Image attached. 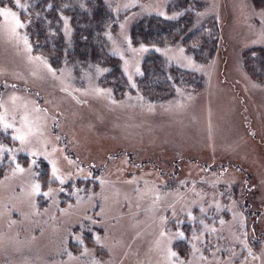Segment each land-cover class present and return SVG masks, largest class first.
<instances>
[{
	"label": "rangeland",
	"instance_id": "rangeland-1",
	"mask_svg": "<svg viewBox=\"0 0 264 264\" xmlns=\"http://www.w3.org/2000/svg\"><path fill=\"white\" fill-rule=\"evenodd\" d=\"M104 4L125 91L0 15V264H264V0Z\"/></svg>",
	"mask_w": 264,
	"mask_h": 264
},
{
	"label": "trees",
	"instance_id": "trees-1",
	"mask_svg": "<svg viewBox=\"0 0 264 264\" xmlns=\"http://www.w3.org/2000/svg\"><path fill=\"white\" fill-rule=\"evenodd\" d=\"M1 1L17 10L29 40H33L37 49L48 53L47 55L52 64H58L52 58L58 61L79 63L84 68L90 67L91 63L98 60L103 63H113L112 69L106 72L105 76L109 80H113L117 84L116 87L121 84V89L125 91L127 80L121 74L118 60L113 55L108 54L104 46L103 33L109 22L104 0ZM62 15L67 17L66 25L71 26L72 29L68 43L64 41V36L58 27V20ZM175 26L174 21L165 20L159 15L142 17L132 25L131 38L136 43L145 42L147 38H152L156 42H168L172 40ZM192 37L193 35L190 34V37L186 40L187 43H190V47L195 40L194 38V40L188 42L189 39H193ZM212 49L213 47L209 48L206 54L208 57H210ZM194 52L197 55L200 53L198 50H194ZM163 63L165 62L159 61L158 66L166 74L162 69ZM121 78H123V82H121ZM168 78L169 80H163V85L157 89L159 91H156V95L154 94V100H164L173 95L175 90L173 79ZM142 79H145L144 73L140 76V82H142ZM191 83L193 82L191 81ZM44 170L47 172V166Z\"/></svg>",
	"mask_w": 264,
	"mask_h": 264
},
{
	"label": "snow or ice",
	"instance_id": "snow-or-ice-1",
	"mask_svg": "<svg viewBox=\"0 0 264 264\" xmlns=\"http://www.w3.org/2000/svg\"><path fill=\"white\" fill-rule=\"evenodd\" d=\"M0 15H4L6 18L8 16H11L15 22V25L17 27H22L23 25L20 23V21L15 17V14L14 13H11L9 12L8 10L6 9H0ZM174 255V254H173Z\"/></svg>",
	"mask_w": 264,
	"mask_h": 264
}]
</instances>
